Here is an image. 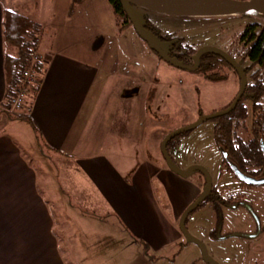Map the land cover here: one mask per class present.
Returning a JSON list of instances; mask_svg holds the SVG:
<instances>
[{
	"label": "rangeland",
	"instance_id": "obj_1",
	"mask_svg": "<svg viewBox=\"0 0 264 264\" xmlns=\"http://www.w3.org/2000/svg\"><path fill=\"white\" fill-rule=\"evenodd\" d=\"M0 6L2 10L30 19L40 30L41 54L50 53L53 41L58 43L55 46L58 49L64 40H68L87 54L81 57L84 61L98 62L100 68L103 66L102 72L111 77L117 74V77H123L115 92L129 98L122 102L124 117L121 119L122 113H119L115 118L117 111H114L102 134L106 144H113L112 148L105 149V156L111 157L115 163L123 161L122 170L132 171L138 161H150L155 156L168 170L160 152V141L169 133L227 109L238 93L239 78L219 61H212L208 70L214 71L219 66L226 77L221 81L207 79V70L190 73L159 60L132 28H119L107 0H0ZM141 16L159 31L161 37L177 40L181 49L195 53L204 47L219 49L236 57L243 71L249 63L242 57L238 38L247 25L264 28V17L260 15L244 19L239 15L175 17L142 11L138 14L139 20ZM3 51L4 54L18 55L17 49L4 43ZM178 61L184 65L187 63L181 59ZM117 67L121 68L119 72ZM250 75L251 72L245 74L249 83ZM135 96L145 97V100L136 98L134 101ZM30 97L25 98L23 108L28 107ZM112 106L115 110L121 108L118 102H112ZM246 107L250 112L251 103L247 102ZM6 115L15 118V114ZM13 122L18 133L13 141L17 144L21 141L19 149L23 158L39 173V155H51L40 154L35 146L31 149L27 143L25 148V141L19 136L25 138L26 124L18 120ZM222 122L223 118L208 120L177 136L169 145L168 155L177 170L184 171L192 166L204 168L216 191L187 217L185 228L190 236L201 242L216 264H264V184L247 186L225 170L222 159L226 155L221 144L214 139L215 129ZM246 125L249 126V120ZM236 133L246 138L240 131ZM250 172L249 178L262 179L256 175V169H250ZM174 176L188 188L198 187L199 195L202 193L205 180L200 172H192L187 177ZM57 183L62 186L61 181ZM80 187L84 188L83 185ZM155 197L160 210L168 215L171 206L166 204L162 188ZM218 197L221 201H216ZM238 197L235 205L223 204ZM71 201L78 204L74 197ZM57 203L64 209L69 204L66 198ZM84 205L87 204L80 206L90 207ZM179 219L173 225L180 241L160 250L145 246V264H209L199 247L180 233Z\"/></svg>",
	"mask_w": 264,
	"mask_h": 264
},
{
	"label": "crops",
	"instance_id": "obj_2",
	"mask_svg": "<svg viewBox=\"0 0 264 264\" xmlns=\"http://www.w3.org/2000/svg\"><path fill=\"white\" fill-rule=\"evenodd\" d=\"M2 11L0 6V264H145V246L160 250L179 242L173 223L198 198V187L179 182L156 156L132 171L105 156L113 147L103 141L105 123L114 111L122 119V102L129 100L115 92L123 77L84 61L87 54L68 40L58 49L53 41L50 53L39 51L43 81L30 113L18 115L27 127L25 138L19 136L24 147L53 158L39 155V173L23 158L21 141L12 139L17 120L4 113ZM112 102L121 108L112 109ZM161 188L168 215L155 197ZM64 198L65 209L57 203Z\"/></svg>",
	"mask_w": 264,
	"mask_h": 264
},
{
	"label": "trees",
	"instance_id": "obj_3",
	"mask_svg": "<svg viewBox=\"0 0 264 264\" xmlns=\"http://www.w3.org/2000/svg\"><path fill=\"white\" fill-rule=\"evenodd\" d=\"M234 1H249V0H234ZM111 7V10L116 18V23L120 29L131 27L128 18L126 17L119 0H107ZM134 16L144 29L145 33L157 41L162 47V52L170 59L179 62L185 60L187 65L192 63L191 57L195 52L183 50L178 46L177 40H168L160 36L159 31L148 21L144 16H141V20L138 19V14L144 10L138 6L129 4ZM244 19L246 16H240ZM264 17V16H263ZM1 31L3 43L8 47L17 49L18 55H3V72L6 82V104L9 107L10 101L14 96V92L17 86L21 84L25 86V98L27 95H31L30 103L27 108H23L15 114L14 120H20V115L24 110V114H29L32 109L33 101L40 89L45 72V60L39 53L40 45V30L35 28L34 23L15 12L3 10L1 20ZM243 52L242 57L249 63V67L244 69V73L251 72V82H247L246 90L238 102L235 109L228 115L221 117L223 122L216 127L214 132L215 142L222 146L221 150L225 153V157L222 159V165L225 170L234 175L239 180L237 174L243 175L247 178L248 174H252L250 169H256V175H260L264 178V28L259 29L255 24L245 26L243 33L238 38ZM176 51V52H175ZM38 56L37 61H33V55ZM154 55L161 60L155 53ZM233 58V57H231ZM234 60L236 59L233 58ZM219 61L228 70L232 68L220 58L211 55L203 54L199 58V70L208 71L207 79L211 80H224L226 77L221 73V68L214 69V71L208 70L211 62ZM236 61V60H235ZM181 63V62H180ZM30 71L32 77L24 80L23 74ZM209 74V75H208ZM25 100V99H24ZM247 102L251 103L250 112L246 107ZM24 104V102H23ZM26 111V112H25ZM5 114H7L4 111ZM9 117V116H8ZM18 117V118H17ZM10 119H13L9 117ZM22 119V118H21ZM24 119L28 120L24 117ZM249 120V126L246 125ZM235 131V133L233 132ZM243 134L246 138H242L237 135L236 132ZM167 144V152L169 145ZM231 166H233L237 172L235 173ZM251 179V178H249ZM259 179V178H256ZM240 181V180H239ZM205 186V184H204ZM249 186V185H247ZM216 191L211 189L210 194L206 198H211L215 195ZM220 200L219 197L216 199ZM239 200L229 199L224 201L223 204L232 206ZM221 201V200H220Z\"/></svg>",
	"mask_w": 264,
	"mask_h": 264
},
{
	"label": "water",
	"instance_id": "obj_4",
	"mask_svg": "<svg viewBox=\"0 0 264 264\" xmlns=\"http://www.w3.org/2000/svg\"><path fill=\"white\" fill-rule=\"evenodd\" d=\"M122 6V9L129 20V23L134 30L135 34L150 48V50L155 53L162 61L165 63L181 69L185 70L190 73L197 72L199 70V58L203 54H211L214 55L224 62H226L232 70L236 73L237 77L240 81V86L238 93L231 103V105L223 110L222 112L213 114L208 117H204L200 119L195 124L187 126L185 128H181L177 131L169 133L164 137L160 144V152L162 155V159L168 168V170L179 177H187L192 172H200L204 176L205 186L202 193L198 196V198L191 203L182 213L179 222L178 228L180 233L186 238V240L196 244L202 257L209 263V264H216L206 253L204 246L190 236L185 228V222L187 217L197 209L208 197L211 192L212 185L211 179L204 168L200 166H192L188 169L181 171L177 170L168 155L167 152V144L172 141L177 136L189 132L202 123L211 120V119H218L230 114L235 107L237 106L238 102L243 97L246 86H247V78L241 66L229 55L225 52L210 47H204L198 50L191 58L192 65L185 66L183 64L177 63L176 61L168 58L160 49L161 45L153 40L150 35L146 34L136 17L134 16L132 10L130 9V5L138 6L144 10L151 11L154 13L170 15L175 17H230V16H253V15H260L264 16V0H249V1H234V0H119ZM232 170L236 173L237 170L231 166ZM239 180L246 185L249 186H256V185H263L264 179L261 180H254L249 179L243 175L237 174Z\"/></svg>",
	"mask_w": 264,
	"mask_h": 264
},
{
	"label": "built area",
	"instance_id": "obj_5",
	"mask_svg": "<svg viewBox=\"0 0 264 264\" xmlns=\"http://www.w3.org/2000/svg\"><path fill=\"white\" fill-rule=\"evenodd\" d=\"M39 58L37 55H33V61H37ZM24 82L29 80L32 75L30 74V71H27L23 74ZM25 99V86L20 85L17 86V89L14 92V96L12 97L9 107L5 110L7 114H16L18 111L22 109V105Z\"/></svg>",
	"mask_w": 264,
	"mask_h": 264
},
{
	"label": "flooded vegetation",
	"instance_id": "obj_6",
	"mask_svg": "<svg viewBox=\"0 0 264 264\" xmlns=\"http://www.w3.org/2000/svg\"><path fill=\"white\" fill-rule=\"evenodd\" d=\"M160 49L163 50V47L161 46ZM182 64L184 65V63H182ZM191 65H192V63L190 65L185 64V66H191Z\"/></svg>",
	"mask_w": 264,
	"mask_h": 264
}]
</instances>
